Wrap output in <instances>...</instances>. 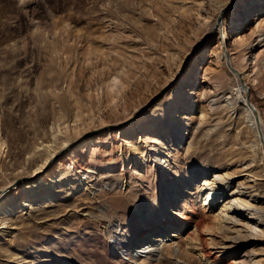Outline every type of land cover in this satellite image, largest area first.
I'll use <instances>...</instances> for the list:
<instances>
[{
    "label": "rangeland",
    "instance_id": "rangeland-1",
    "mask_svg": "<svg viewBox=\"0 0 264 264\" xmlns=\"http://www.w3.org/2000/svg\"><path fill=\"white\" fill-rule=\"evenodd\" d=\"M263 17L264 0H0V189L10 190L0 264H246L251 249L264 258V236L225 251L211 243L208 206L226 196L203 204L200 189L220 173L228 194L247 175L264 190V147L250 156L247 114L217 99L234 86L217 63L225 46L242 56L264 130ZM203 18L225 22L208 30ZM54 134L69 152L33 173Z\"/></svg>",
    "mask_w": 264,
    "mask_h": 264
},
{
    "label": "bare ground",
    "instance_id": "bare-ground-1",
    "mask_svg": "<svg viewBox=\"0 0 264 264\" xmlns=\"http://www.w3.org/2000/svg\"><path fill=\"white\" fill-rule=\"evenodd\" d=\"M223 7H219V11H222ZM219 16V15H218ZM201 22L203 26H205L208 30H214V29H220L223 28L224 20L221 21V23L217 22V19L213 21H209L207 18L201 19ZM258 31L264 30V17L260 21V25L257 27ZM224 34V33H223ZM225 35V34H224ZM264 33H260L257 38V43L264 42ZM251 46V45H250ZM252 47V46H251ZM230 61V63L228 62ZM240 61L242 64V56L238 55L236 57H232L229 52H227V49L225 46L222 47V49L217 54V63L220 65H224L228 68V71L233 76V83L234 86H230L231 92L226 95V92L219 93L217 99L221 100V103L223 104L221 107L225 108L227 112L229 111L234 115L236 111L238 110L237 105L239 104L242 106L243 112L247 114V118L244 117L247 122H249V125L245 126L247 127V133L251 134V139L253 143L249 145L248 152L250 153V156L253 158L255 153V146L258 148L264 147V130L262 129V120H260V117L256 111L255 106L250 101V99L245 95V86H243L239 74L243 71V66L240 63L237 62ZM234 65H237L238 67H233ZM219 65V66H220ZM241 73L240 75H242ZM224 77H226V74L224 72ZM242 77V76H241ZM257 79V78H254ZM253 79V80H254ZM258 82H262L263 80L257 79ZM200 122H203L202 120ZM242 134V130L238 128L236 130V138H240V135ZM56 138H58L57 134ZM61 135V134H60ZM54 137H52L51 146L44 151V154L46 152V157L43 159V161L38 164V166L33 170V173H36L37 171H40L41 169H44L48 167L50 164H52V160L60 155L59 160L62 164V158L64 155H66L70 150L69 143L71 142L69 139L65 138H58L59 141L53 140ZM49 146V145H48ZM257 153V152H256ZM264 161V160H263ZM58 163V164H59ZM264 163V162H263ZM206 175V174H205ZM189 177H194L196 175H193L192 173L188 175ZM253 175L249 176L247 175L246 178L248 181H252L249 178ZM227 179H230V176L228 174H218L213 173L211 177L209 178H203L200 184V189L206 190V195L203 197V204L209 203L210 199L215 194L223 193L224 196H226L224 200H222L221 204L218 208L212 209V206L209 204L208 210H210V217L212 222L214 223L211 226L205 227L203 230L208 233H212L213 229L216 232V238L217 240H212L211 243H213L215 246L222 249V251H225L227 249H230L234 247L236 241L244 238H255L258 239L262 238L264 236V198L262 195L264 194L263 188L261 189V186L256 181H253L252 183H249L246 181V183H238L235 186L234 191L229 192L230 194L221 191L220 188L227 183ZM262 179H264V173L262 175ZM39 179L36 180V184L39 183ZM44 181V180H43ZM219 182V185L216 184ZM245 182V181H244ZM30 184L29 182H26ZM243 187L247 188V192L240 191L241 185ZM213 185H216L213 186ZM10 190L7 189H0V203L2 200L4 201L5 197L9 193ZM199 192V191H198ZM205 192V191H204ZM42 194V193H41ZM222 194V196H223ZM37 197L38 194L34 195V197ZM217 196V195H216ZM44 197V196H43ZM34 199V198H33ZM32 198L24 199L22 204L23 207L28 206ZM212 200V199H211ZM263 201V202H262ZM201 202V203H202ZM0 206H2L0 204ZM6 205L4 204V207ZM207 210V209H206ZM254 215L257 217L255 218ZM2 223V222H1ZM202 227V225H200ZM204 226V225H203ZM201 228H199V222H197L194 225V232L196 231L197 239L200 241L201 235L200 233H203ZM214 234V232H213ZM210 235V234H209ZM158 240H161L158 238ZM202 244V243H201ZM150 246V245H149ZM148 246V247H149ZM144 248V247H142ZM200 256L205 257L208 252L206 253L203 251L202 248ZM261 255H264V248ZM257 251L255 249H251L246 253L245 256V263L246 264H264V258L260 257L262 259H256Z\"/></svg>",
    "mask_w": 264,
    "mask_h": 264
}]
</instances>
